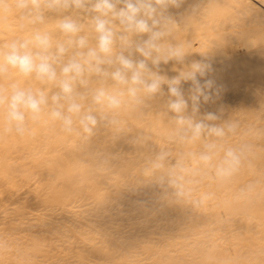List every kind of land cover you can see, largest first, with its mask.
<instances>
[{
  "label": "bare ground",
  "instance_id": "6f19581e",
  "mask_svg": "<svg viewBox=\"0 0 264 264\" xmlns=\"http://www.w3.org/2000/svg\"><path fill=\"white\" fill-rule=\"evenodd\" d=\"M198 1V4L204 5L201 19L199 18L201 21H197V16L195 18L197 10L194 6ZM171 11L176 14L179 23L174 34L175 40L191 44L188 60L200 59L212 65L207 76L201 78L202 83L204 80L213 82L209 90L211 98L208 102L201 98L199 111L192 114L193 119L221 126L225 135L216 137L205 134L195 141H181L176 135L174 114L167 109L166 94L158 95L144 107L129 106L119 116V128L102 124L87 141L64 133L58 123L51 121L30 123L31 132L23 137L14 131H5L4 109L0 107V210H5L7 204L11 206L10 203L17 202L15 208H11L12 216L17 221H12L7 216L11 221L6 220L7 225H4V220L2 226L6 227L3 229L0 223V228L6 233H0V264H230V260L234 264L233 260L236 259L237 264H244L242 260L247 249L264 244V202L259 200L264 197V192L254 184L256 180L264 179V174L258 172L256 167L264 164V0H186L181 9ZM193 12H196L195 15ZM226 16L231 20H237L238 17V22L233 21L237 25L242 16L249 21L248 25L253 20V23L256 20V23L262 25L255 29V24L254 28L252 24L250 27L246 24L247 30L240 29L239 35L232 36L242 40L245 48V53L241 57L238 54L239 57L234 59L230 54L232 57H228L222 48V44L225 45L223 40L230 44L232 37L221 38L219 31L213 34L207 28L209 34L205 30L207 24L218 22L222 17L227 19ZM18 23L13 14L0 21V45L23 34L18 29ZM183 67L184 65L174 61L162 65L169 78L177 75ZM247 82L254 84V87L248 86ZM11 83L39 87L35 80L25 81L11 72L8 77L0 79V88L7 89ZM182 87L188 98L191 82L184 83ZM163 92H167L166 85ZM189 112L191 113L190 99ZM208 113L215 114L217 119L207 121L205 118ZM229 125H235V130L229 131ZM207 144H215L216 148L213 159L204 164L198 157L207 150ZM244 146H250V149H244L238 171L228 181H218L215 166L223 158L224 152L228 148L239 151ZM161 151L169 154L167 170H171L174 177L191 190L189 198L179 201L170 198L171 189L160 186L155 177H152L149 161ZM129 178L132 183H129ZM125 182L132 184L136 190L146 191V199L141 203L139 201L140 212H137L138 221L141 220L140 213L142 219L145 216V220L140 222L144 231L141 232L144 233L142 236H138L140 238H134V235L122 238L127 233L121 234L119 227L124 223L117 220V217L116 222L121 226L117 227L116 223L112 229L111 226H103L106 222L102 218L103 224H99L101 221L98 223V214V221L95 220L97 223L94 226L91 224L90 231L89 226L86 227V221H77L76 216L75 220L67 217L70 213L67 215L66 210H70L71 205L76 210L74 203L83 199V196H88L93 200V208L100 209L101 217L105 220L107 203L119 199L118 203L122 205L121 184L124 185ZM246 182L250 184L247 183L245 187ZM107 183L111 184L113 191L108 192L110 188H104ZM19 191H22L24 197L18 201ZM204 194H210V198L199 205L193 204V201L199 200ZM116 202L112 205L118 210L120 206H116ZM135 204L136 201L132 203L133 207ZM36 209L44 211L42 215H34L35 221L31 224L30 218L26 219L30 210ZM91 210L87 212L93 213V209ZM6 211L9 212L10 209ZM85 211L81 215L85 214L86 218ZM56 212L65 214L64 218L68 220L72 219L67 220L68 223L61 216L60 219L57 218L70 226L60 223L61 221L55 222ZM130 212L133 213V209ZM96 213L98 212H95V217ZM110 213L112 215V211ZM5 214L3 211L2 216L8 215ZM72 214L76 213H71V216ZM123 217L119 219L123 220ZM127 220L126 223H129L130 220ZM106 221L109 224L112 220ZM138 221L136 220V225ZM25 222H29L28 234L25 230L20 232ZM132 223L135 222L130 224ZM132 225H129L131 229H135L136 225ZM133 230L130 234H133ZM150 233H155L156 237H151ZM9 235L16 238L11 239ZM62 240L67 243L64 245ZM71 240H78L76 242L81 246L75 248V243ZM57 241H61L60 245L55 244ZM250 250L252 249L249 252ZM142 258L145 261H141Z\"/></svg>",
  "mask_w": 264,
  "mask_h": 264
},
{
  "label": "clouds",
  "instance_id": "9594fccd",
  "mask_svg": "<svg viewBox=\"0 0 264 264\" xmlns=\"http://www.w3.org/2000/svg\"><path fill=\"white\" fill-rule=\"evenodd\" d=\"M186 0H0V21L16 16L21 33L0 45V79L11 72L39 87L9 84L0 88L5 131L23 137L30 134V123H58L68 135L90 140L103 124L119 128L121 112L129 106L144 107L158 95L168 97L176 135L181 141L202 135L222 137L224 128L204 120H194L201 98L208 102L213 82L207 76L212 65L188 60L190 43L174 38L179 23L171 10H179ZM184 65L169 78L162 65ZM191 82L190 96L183 84ZM167 92H163L164 86ZM191 100V113L189 112ZM207 121L217 116L208 113ZM229 125V131L235 130ZM199 160L213 159L215 144L205 145ZM244 146L228 148L215 177L228 181L242 164ZM168 153L161 151L148 167L160 186L171 189L170 198L184 200L191 190L167 170ZM210 198L204 194L193 204Z\"/></svg>",
  "mask_w": 264,
  "mask_h": 264
},
{
  "label": "rangeland",
  "instance_id": "374dc122",
  "mask_svg": "<svg viewBox=\"0 0 264 264\" xmlns=\"http://www.w3.org/2000/svg\"><path fill=\"white\" fill-rule=\"evenodd\" d=\"M198 3H199V1L196 3L197 5L194 6V7H195V10H197V13H196V12H193V13H194V15H195V13H196L195 18H196V16H197V21H201V20H200V19H201V16H202V15H201V12H203L204 5H203L202 3H200V4H198ZM199 6H200V7H199ZM202 6H203V7H202ZM202 8H203V9H202ZM195 10L193 9V11H195ZM198 10H199V11H198ZM234 11H235V10H234ZM198 12H199V13H198ZM200 15H201V16H200ZM198 16H199V17H198ZM239 17H240V16H239ZM199 18H200V19H199ZM226 18H227V16H226ZM240 18H241V17H240ZM242 18H243V16H242ZM242 18L240 19L241 22L239 21V22H240V23H239L240 25L238 24V25H239V26H238V25L235 23V22H238V21H237V20L239 19L238 17L236 18L237 20H235V19H234V20H233V19L231 20L230 18H227V19H230V20H231V21L228 20L229 22L227 21V19H225V18L222 17V18L219 19V21L217 20L218 22L215 21V23L212 22L211 24H207L206 26H208V27L205 26V30L207 31V28H208V30L210 29V33H213V34H214V33H218V31H219V33H220L219 36H220L221 38H224V37H225V38H227V37L230 38V37H232L233 35L238 34L239 31H240V29H241V30H242V29L247 30L246 24H247L248 27H250L251 24H252V26H253V24H255L254 26H257L255 29L261 28V26H262L260 23H256V22H257L256 20H255V23H253V22H254V20H253V22H252L250 25H248V22H249V21H248L246 18H243L244 20H242ZM202 19H203V18H202ZM222 20H223V21H222ZM233 21H235V22H233ZM242 21H246V22H243V23H242ZM223 22H224V23H223ZM212 24H213V25H212ZM216 24H218V26H215ZM242 24H245V26H243ZM211 25H212V26H211ZM236 25H237V26H236ZM259 25H260V26H259ZM209 26H210L211 28H210ZM223 26H225L226 29H225ZM254 26H253V28H254ZM237 27H238V28L240 27V28L238 29ZM241 27H243V28H241ZM244 27H246V28H244ZM215 29H216V31H215ZM218 29H219V30H218ZM220 29H221V30H220ZM223 30H224V31H223ZM211 31H214V32H211ZM243 31H244V30H243ZM222 32H223V34H222ZM207 33H209V31H207ZM210 33H209V34H210ZM229 35H231V36H229ZM238 35H239V34H238ZM229 38H228V39H229ZM230 41H231L230 44H228L229 41H226V40L224 41V40H223V43L225 42V45L222 44V48L224 49L225 54H226V55L228 54V55H227L228 57H232V56H233L232 59H234L236 56H238V54H239V56H240L241 54L243 55V53H245V48L243 47L242 42H241L242 40L239 41V39H234V37H232V40H231V38H230ZM235 41H236V42H235ZM233 42H234V43H233ZM238 42H239V43H238ZM194 43H195V41H194ZM194 43H193V44H194ZM226 43H227L228 45H227ZM194 45L196 46L197 44L195 43ZM242 49H243V50H242ZM242 51H243V52H242ZM241 52H242V53H241ZM229 54L232 55V56H230ZM234 55H235V56H234ZM239 56H238V57H239ZM240 57H241V56H240ZM249 81H250V80H249ZM247 83H248V82H247ZM250 83H251V82L248 83L249 85L245 83V85H248V86H251V87H252V85H253V87H254V84L251 83V85H250ZM242 86H244V85L242 84ZM242 86L240 85V87H241L240 90H241V91H242ZM244 87H246V86H244ZM244 87H243V89H244ZM251 87H250V88H251ZM263 87H264V86H263ZM249 90H252V89H249ZM245 91H246V90H245ZM252 91H253V90H252ZM243 92H244V91H243ZM249 92H250V91H249ZM250 94H251V93H250ZM261 103H262V102H261ZM263 104H264V102H263ZM263 104H261V105H263ZM261 105H260V106H261ZM261 107L263 108V106H261ZM262 113H264V110H263ZM256 167H257V169H258V172L264 174V164H259V165H257ZM129 180H130V182H129ZM129 180H128L127 182L132 183V182H131V178H129ZM125 183H126V182H125ZM129 183H126V184H124V185H123V183L121 184V185H122V186H121V187H122V188H121V192H122V193H121V198L124 200V201H123V200L120 198V202H121V200H122V202H121L122 205L120 206V203H118V202H119V199H118V201L116 200L117 202H116V201L113 202V203L116 202V206H117V205H118V207L120 206V207L118 208V210H117V207H115V205H112V204H113L112 202L107 203L108 205L106 204V211H105V213L107 212V214L110 215V216L108 217V215L106 214V219H105V220H104V217H101V216H102V215H101V212H99V211H101V210H100V209H97V208H93V207H95V205H94V203H93V200H92V198L89 197V198L91 199V200H90V199L88 198V196H87V197H86V196H83V199L80 198L81 201L78 199V200L76 201V203H74V208H76V210L74 209L75 211L73 210V205H71V207L69 206V207H70V208H69L70 210L67 209V210H66L67 212H66V211H65V212H66L67 215H69L68 213H70V215H69V216L66 215V216H67L68 218L71 217V218L74 219V220L76 219L74 216H76V217H77V221H79V220H81V221H83V222L86 221L85 224H87L86 227L89 226V227H88V228H89V231H90L91 224H93L92 226H94V224L97 223L98 219H100V220L98 221V223H99V222L101 221V218H102V219H103L102 221H103V222L105 221L106 224H103L102 221H101V223H99V224H101V225L103 224L104 227H106V225H107L108 228H109V226L112 227L113 225H116V223H118V224H117V225H118L117 227L121 226V224H119V222H116L117 220H120V222H122V224L124 223L125 226L127 225L126 227H124V225H122L121 227H123V229H122L121 227H119V228L121 229V234L124 235L125 232L127 233V234L124 235L122 238H124V237H125V238H128L127 236L131 237V235H132V236L134 235V236H133L134 238H135V237H136V238H140V237H138V236H142V235L144 234V233H141V232H144V231H142L140 225H141V223L143 222L142 220H143V219L145 220V216L143 215V219H142V217H141V214H142V213H140V216H139V215H138V216L141 218V220L139 219V221H138L137 214H139V213H137V212H140V211H139V210H140V209H139V201H140V203H141L144 199H146V197H145V196H146V191L144 190V191H145V196H144V191H143L142 189H140V190H142V191L138 190V188H137V190H136V189H134L135 187L133 188V185L131 184V185H132V186H131ZM247 183L250 184V182H246V183H244V184H246V185H244L245 187L247 186ZM254 184H256V185L258 186L259 190H262V191L264 192V179H263V180L258 179V180H256V181L254 182ZM107 185H109V186H107ZM125 185H126V186H125ZM129 185H130V186H129ZM105 187H106V190L110 188L109 190H107L108 192H109V191H110V192L113 191V188H111V187H112L111 184H108V183H107V184L104 185V188H105ZM123 187H125V188H123ZM126 187H127V188H126ZM128 187H129V188H128ZM127 189H128V190H127ZM122 190H123V191H122ZM130 190H131V191H130ZM132 190H134V191H132ZM135 190H136L137 192H138V191H139V192L137 193ZM131 192H132V193H131ZM133 192H134V193H133ZM18 193H19L20 197L17 196V197H18L17 200L19 201V200H20L19 198L23 199L24 194L22 193V191H19ZM123 193L125 194V196H123V195H124ZM127 194H128V195H127ZM129 194H131L132 196L130 195V197H128ZM133 194H134V195H133ZM142 195H143L144 197H143ZM122 196H123L124 198H123ZM137 196H138V197H137ZM139 196H140V197L142 196V198H140ZM85 197H86V199L84 200ZM126 197H127V198H126ZM134 197H135V198H134ZM136 197H137V198H136ZM130 198H131V199H130ZM88 199H89V201H88ZM139 199H140V200H139ZM126 200H127V201H126ZM259 200H260L261 202H264V197H260ZM87 201H88V202H87ZM129 201H131V202H129ZM135 201H136V204H135V206H134L135 208H134V207H133L134 204L132 205V203H135ZM260 201H259V202H260ZM78 202H79V203H78ZM127 202H128V203H127ZM137 202H138V203H137ZM16 203H17V202L12 203V204L10 203L11 206H9V204H7V206H9V207L6 206V208H4L5 210H3V209L0 210V223H1V228H2V229L6 227V226L4 227V225H7V221L10 222L11 220L13 221V219H15V221H17L16 218H14V217L12 216V215H13V210L11 209L12 206H13V207H14V205L16 206ZM84 203H86V204H84ZM92 203H93V204H92ZM110 203H111V205H109ZM117 203H118V204H117ZM90 204H92V205H91L92 207L89 206ZM125 204H126V205H125ZM130 204H131V205H130ZM87 205L89 206V208H88ZM93 205H94V206H93ZM136 205H138V207H137V208H138V211H136V210H137ZM77 206H78V207H77ZM82 206H83V207H82ZM110 206H111V207H110ZM113 206H114L115 208H114ZM124 206L127 207V209H128L129 207H130L131 210L133 209V213L130 212V211H131L130 209L127 210ZM128 206H129V207H128ZM81 207H82L83 209H82ZM84 207H85V208H84ZM108 207H109V208H108ZM121 207H122V209H121ZM123 207H124L125 210H127V211H125ZM14 208H15V207H14ZM14 208H13V209H14ZM79 208H80V210H77V209H79ZM107 208H108V209H107ZM6 209H10L11 212H10V211L7 212ZM85 209H86V211H85ZM89 209H90V210L93 209V213H94V214L91 213V214H92V215H91L90 213H88V212H90ZM95 209H96V210H95ZM111 209H112V210H111ZM114 209L117 210V211H114ZM119 209H121V210L119 211ZM135 209H136V210H135ZM36 210H37L38 212H35ZM36 210H33V211L30 210V212H31L32 214H31L30 212H29V214L27 213L30 217L26 215V216H27V219H26V220H28V218H30L29 221H31V224H32L33 220L35 221V216H38L39 214L42 215V214H43L42 211H44V210H41V209H40V210L36 209ZM83 210L85 211V213L88 211V212L86 213V214L88 215V217H87V215H86V218H85V214H84V215H81V213L84 212ZM94 210H95V211H94ZM108 210H110V211H108ZM122 210H123V211H122ZM1 211H2V212H1ZM3 211H4V214H5V212H6V214L8 213V215L5 214L6 216H2V215H3ZM71 211H72V212H71ZM80 211H81V212H80ZM91 211H92V210H91ZM111 211H112V215H111V213H110ZM33 212H34V213H33ZM39 212H40V213H39ZM41 212H42V213H41ZM65 212H63V214H64ZM77 212H79V214H78ZM95 212H98V213H96V215H97L96 217H95ZM114 212H115V213H114ZM116 212H117V213H116ZM119 212H120V213H119ZM122 212H125V213L122 214ZM129 212H130V214H132V215H130ZM10 213H12V214L9 216ZM71 213H76V214H78V215H76V214H75V215L72 214V216H71ZM109 213H110V214H109ZM113 213H114V214H113ZM126 213H128V214H126ZM30 214H31V215H30ZM56 214H58L59 217H57ZM60 214H61V212H59V213L56 212V213H55V218H56V219H55V220H56L55 222H57V221H61L60 223H63V224L65 225V224H68V223H69L68 221H71V220H72V219H71V220H70V219L68 220V218H67V219L64 218V217H65V214H64V215H62V214L60 215ZM82 214H83V213H82ZM98 214H99L100 218L96 219L97 217H99ZM115 214H116V215H115ZM119 214H120V216H119ZM34 215H35V216H34ZM134 215L136 216L137 219L134 218V217H135ZM7 216H8L11 220H10ZM11 216H12V217H11ZM60 216H61V219H64V220H66V221L68 220V221H67L68 223H66V221H63V220H57V218L60 219ZM80 216H82V217H80ZM83 216H84V217H83ZM93 216H94L95 219L92 218ZM112 216H113V217H112ZM118 216H119V217H118ZM123 216H124V217H123ZM126 216H127V217H126ZM3 217H4V218H3ZM6 217H7L8 219H7ZM33 217H34V219H33ZM78 217H79L80 219H79ZM110 217H112V218H110ZM115 217H117L118 219L115 218ZM122 217H123V220H122V219H119V218H122ZM132 217L135 219V221H133L134 219H132ZM82 218H83L84 220H82ZM91 218H92V219H91ZM113 218H114V219H113ZM124 218H125V220H127V219L130 218V219H129L130 221L127 220V222L129 221V223H126V221L124 220ZM126 218H127V219H126ZM31 219H32V220H31ZM86 219H87V220H88V219H91V221H90V220L87 221ZM116 219H117V220H116ZM1 220H2V222H1ZM4 220H5V221L7 220V221H6V224H5V221H4ZM26 220H25V221H26ZM95 220H97V221H95ZM106 220H109V221L112 220V221H110V222H111V223H112V222H113V223L115 222V223L111 225V223L109 222V224H107L108 221H106ZM113 220H115V221H113ZM121 220H122V221H121ZM131 220H132V221H131ZM136 220H137L139 223H140V222H141V223H140V224L138 223V224L136 225ZM3 221H4V223H3ZM15 221H14V222H15ZM92 221H93L94 223H93ZM124 221H125V222H124ZM26 222H27V221H26ZM26 222H25V223H26ZM64 222H65V223H64ZM87 222H88V223H87ZM105 222H104V223H105ZM131 222H135V223H132V224H134V225L130 224ZM2 223L4 224L3 226H2ZM25 223H24V226H23V224H22V226H23L24 228L21 226L23 229L20 228V232H24L23 230H25L26 233H27V232L29 233V229H30L29 222L26 223V224H28V225H25ZM88 224H89V225H88ZM68 225H69V224H68ZM68 225H66V226H68ZM95 225H96V224H95ZM97 225H98V224H97ZM129 225H130V226H131V225H132V226H135V225H136V226H135V229H134V228L131 229V227H130ZM26 226L28 227V230H27V227H26ZM69 226H70V225H69ZM128 226H129V228H128ZM25 227H26V229H25ZM86 227H84V230H85ZM107 227H106V228H107ZM114 227H115V226H114ZM114 227H112V229H113ZM137 227L141 229V230H137L138 232L136 231V229H138ZM1 228H0V230H1L0 233H3V231H2ZM66 228H67V227H66ZM119 228H118V229H119ZM126 228H128L130 231H128V229L126 230ZM152 228H153V227H152ZM152 228H150V230H151ZM115 229H116V228H115ZM120 229H119V234H120ZM133 229H134V230H133ZM21 230H22V231H21ZM87 230H88V229H87ZM110 230H111V229H110ZM122 230H125V231L122 232ZM131 230L134 231L133 234H130V233H132ZM85 231H86V230H85ZM136 232H137V233H136ZM139 232H140V233H139ZM149 232H152V231H149ZM153 232H154V230H153ZM153 232H152V233H153ZM28 233H27V234H28ZM152 233H150V235H151ZM155 233H156V232H155ZM155 233L152 234L151 237H154V236L156 235ZM5 234H6V233H3V235H5ZM14 234H15V235H14ZM121 234H120V237H121ZM129 234H130V235H129ZM140 234H141V235H140ZM13 235L17 237V234H16V233H13ZM13 235H9V236H11V237H10L11 239H12V238H16V237H14ZM153 235H154V236H153ZM12 236H13V237H12ZM155 237H156V236H155ZM7 239H8V238H7ZM71 241H72L73 243H75V244H73V245H75V248H76V247H79L80 243L76 242V241H78V240H74L75 242H74L73 240H71ZM60 242H61V241H60ZM60 242L57 241L55 244H58V243H59V245H60ZM62 242L64 243V245H65V243H67V242H65L64 240H62ZM72 242H70V243H71L70 245H71L72 247H74V246L72 245ZM63 243H61V244L63 245ZM76 244H77V245H76ZM66 245H67V244H66ZM80 246H81V245H80ZM252 247H254V248H252ZM252 247L248 248V249H247L248 251H246V253H244V257H243L242 262H244V264H245V263H247V264H264V244L261 245L260 247H258L257 245H256V247H255V245L252 246ZM249 249H252V250H250V252H249ZM241 259H242V258H241ZM143 260L145 261V259L142 258L141 261H143ZM236 260H237V259H236ZM236 260H233L234 264H235ZM141 261H140V262H141ZM147 261H148V260H147ZM238 261H241V260H238ZM221 262H222V261H221ZM223 262H227V261H223ZM228 262H229V261H228ZM142 263H145V262H142ZM142 263H141V264H142ZM216 263H217V262H216ZM216 263H215V264H216ZM229 263L232 264L231 260H230ZM239 263H241V262H239ZM218 264H220V263H218ZM236 264H237V262H236Z\"/></svg>",
  "mask_w": 264,
  "mask_h": 264
}]
</instances>
